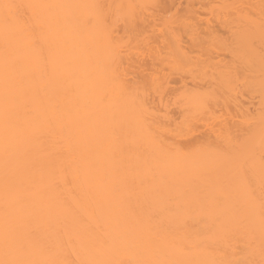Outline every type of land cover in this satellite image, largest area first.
<instances>
[{
	"label": "bare ground",
	"instance_id": "bare-ground-1",
	"mask_svg": "<svg viewBox=\"0 0 264 264\" xmlns=\"http://www.w3.org/2000/svg\"><path fill=\"white\" fill-rule=\"evenodd\" d=\"M106 1L0 0V261L264 264V0H221L231 7L239 1L243 7L237 17L225 16L221 23L227 38L216 37L213 30L205 35L215 36L216 42L205 40L211 47L217 43L213 51L222 48L221 53L224 49L230 53L227 63L210 58L213 63L209 56L206 61L205 57L191 61L186 51L197 43L196 38L187 37L192 41L185 50L182 36L168 33L170 24L169 30L164 27L168 37L161 33L165 39L159 40L167 49L162 55V49L157 52L156 48L155 62L175 64L178 70L183 65L193 67L199 79L206 76L204 80L214 82L217 91L232 93L233 98L238 79L236 85L241 83L256 98L254 111L240 109L244 113L239 112L240 136L236 131L217 130L214 142L191 148L170 144L173 140L162 139L160 132L158 136L162 122L156 116L162 112L156 111L160 114L155 116V110L143 104L145 94L140 98L121 85L126 80L123 69L122 77L113 73L121 65L115 58L122 48L115 50L113 43L118 39L109 37L107 29L112 32L119 21H113L115 7L109 11L113 16L107 17L105 5L117 4L134 21L137 6L144 8L159 0ZM4 4L32 7L24 8L18 21L6 22ZM223 7L224 13L229 12ZM104 15L106 24L109 19L112 25L84 22L88 16ZM187 18L192 19L189 14ZM139 19L136 25L126 20V25L135 26L133 30L124 26L126 30L144 28L146 20L140 24ZM184 20L174 21L181 27ZM25 23L34 25L35 31L25 30ZM191 28H181L182 33L196 29ZM102 34L105 39L100 38ZM195 46L201 50V45ZM155 86L153 92H161V86ZM198 95L189 98V107L184 108L208 115L213 97L208 104Z\"/></svg>",
	"mask_w": 264,
	"mask_h": 264
},
{
	"label": "rangeland",
	"instance_id": "rangeland-1",
	"mask_svg": "<svg viewBox=\"0 0 264 264\" xmlns=\"http://www.w3.org/2000/svg\"><path fill=\"white\" fill-rule=\"evenodd\" d=\"M107 1H109V0H107ZM107 1H106V3H107ZM188 1V2H187ZM197 1H199V2H202V3H197ZM203 1H205V2H203ZM213 0H210V1H206V0H194V2H196V3H194L193 2V0H192V2H190L189 0H174L173 2H171V3H169L170 1L169 0H159V3H150L151 4V6H149L148 4V7L147 8H145L147 5H145L144 6V8H142V7H136L134 10H136L137 8H138V10H137V12H135V13H133V15H137V17H134V21H133V18L131 17H129V19H128V15L127 14H125V12H127V11H125V9H124V11L123 10H121V12H122V14H120L121 12H120V10L118 9V8H116V6H118L117 4H116V6H115V4H106L105 5V11L102 9V11H104L106 14H107V17H109V16H111L112 14H111V12H109V11H111V9L112 8H114V12H116V13H114V16H113V18L114 17H116V18H114V22H117L116 20H118L119 22L118 23H116V25L115 26H117V27H115V26H113L114 27V30L115 31H117V32H115L114 30H112V32H111V30H110V27H108V29H107V32L109 33V37H111V38H116V40H117V42L116 41H114V39H113V41H114V48H115V50H118L119 49V47H121L120 49L122 50H120L121 52V54L119 55V53H118V57H116L115 58V56L117 55H115L114 56V58L117 60H119L120 59V56H125V57H128V58H125L124 56L123 57H121V60L123 61L124 59H126V60H124V62H123V64H122V61H118L117 60V62L118 63H120V64H118L117 62H116V64L114 63V65H116L115 66V68L117 69L118 68V65H120L119 66V68L117 69V70H115V68L114 67H112L111 69H112V71L113 70H115V71H118V70H120V74H118V72L116 73L115 71H113V73H115V74H117L118 76H121L122 77V75H121V70L123 69L124 70V72L122 73L123 74V76L125 77H123L124 79H126L125 81H124V79L122 80V78H118L119 80H120V83H123V81H124V84H121L122 86L123 85H125V86H128L129 88V90H130V88H131V92H136L137 94H139V96L138 97H140V98H142L143 97V95L145 94L146 95V97H145V95H144V97L142 98L143 100L144 99H146L147 101H145L144 100V102H143V104H144V106L147 108V110H152V111H154L155 113V116H156V113H158V112H162V113H164V112H166L167 113V115L169 116H167V115H163L162 113H161V115H159V116H162V117H159L158 115L156 116V117H158L157 118V121H160V122H162V124L160 123H158L157 121H155V122H157L160 126V129H159V131L158 130H156V133H157V135L159 134V132L161 133L160 135H161V138L162 139H164V140H168V141H170L171 139L173 140V142H171L170 144H172V145H176V147L178 146V147H182V148H184V147H187V148H191V147H196V146H200L199 144H201V146H203V145H205L206 143V141H210V142H214V132L216 131L217 132V130H223V132H224V130L227 132V131H229V133H233V131L235 132H239V136L241 135V133L240 132H242V129L240 130V128H242L243 127V125L240 127L238 124L242 121L241 119V116L240 115H242L241 113H243V109L245 108V111L248 109V111H250V112H252V111H254L253 110V108L256 106L255 104H256V98H253L252 96H250L249 94H248V92L246 91V89L245 88H243L244 86L242 85V87L240 86V84L241 83H237V85H236V83H235V81H238V79L236 80L235 79V81H234V87L232 88L233 89V92H234V90H235V93H234V98L231 96V94L232 93H230V92H228V93H230V95L228 94V95H223V93H220V92H222V91H217V89H215V85H214V82H212V81H210V82H208V78H207V80H204V79H206V76H205V78L202 80V79H199V74H196V73H199V72H197L195 69H193V67H192V69L190 68V67H185L184 65L182 66L183 67V69H181V70H178V68H174L173 66H175V64L172 66L173 67V69H171L172 67L171 66H166L165 64H161L159 61H154L153 59H155V60H157L156 59V57L154 56L153 57V55H155L156 54V52H155V50H157V52L158 51H160L161 49H162V51H160V52H163V53H161L162 55L166 52V49H167V47H165L162 43H163V41H161L162 40V38H163V34H161V33H164L165 34V36H167L166 35V33H165V30L166 29H168V25L167 24H170L169 25V27H172V28H170V32H168V33H175L176 35H179V37H181V39H182V41H183V45L185 44V46H184V49L185 50H189V46H191V44H189V42L188 41H192L194 38H196V40H198L199 41V39L200 40H203L202 42L201 41H194V42H197V43H194V44H196V46H198V45H201V47L199 46L198 48H200L201 50H199L198 51V49H194V44L192 45V47H190L191 49H190V51H186L187 53L189 52V53H191V54H189L188 56H189V58H190V60L191 61H197L198 60V58L200 57V61H204V57H205V61L207 60V56H209L208 58L210 59V58H213L214 59V61H217L218 62V60L219 61H226V63L230 60V57L231 56H229L228 54H230V53H226V51H225V49H224V52L223 53H221V50L223 51V49L221 48V50L219 51V50H214L213 51V49H214V46L217 44H215L214 45V42H211L212 43V45H214L213 47H211L210 45L211 44H209L210 43V41L214 38V40H215V36L214 37H212V39H210L211 38V36L210 37H207V36H205V35H207L208 34V31H209V33H210V31L212 32V30H213V32L212 33H214V35L215 34H217L216 35V37H218V35L219 36H221V38L222 39H225V38H223V37H226L225 35H227V33H224L225 31H224V29H225V27L223 26V25H221V23H223L224 21H225V16H236L237 14H236V12H238V10H242L243 9V7L242 6H240V5H242V3H240V5L238 4L239 3V1H238V3H237V5L236 4H234L235 3V1L236 0H231L232 2H234V3H232V7H231V5H226L225 4V1H224V3H222L223 2V0H222V2H221V0L220 1H218V0H214L213 2H212ZM218 1V2H217ZM230 1V2H231ZM110 2V1H109ZM219 2H221V3H219ZM226 2H228L229 3V1L227 0ZM161 3V4H160ZM174 3V4H173ZM190 3H192V4H190V6H189V4ZM160 4V5H159ZM221 4V5H220ZM234 4V5H233ZM217 6H218V8H217ZM223 6H225L226 8H227V10H229V12H226V13H224V10H226ZM189 7V8H188ZM223 7V8H222ZM237 7V9H235ZM142 8V10H140ZM187 8H188V10L190 11L191 10V12H188V10H187ZM116 9H117V11H116ZM144 9H149L148 11H147V13H144L145 12V10ZM195 9V10H194ZM220 9V10H219ZM230 9H232V10H230ZM192 10H194V11H192ZM218 10V11H217ZM112 11H113V9H112ZM140 11H143V13H144V15H142L143 13L142 12H140ZM140 12V14L142 15V17L144 16V19L146 20L145 22L147 23V24H144V25H146V26H144V28L143 27H141V26H143V25H138V26H136V30H134V31H132L133 29H135V26L133 25V24H138L139 22H138V20L137 19H139L138 17H139V15L140 14H138ZM197 12V13H196ZM240 12V11H239ZM242 12V11H241ZM118 13V14H117ZM186 13H187V15L189 14V16L190 17H192V19L190 20L189 18H187V15H186ZM190 13H192L191 15H190ZM196 13V14H195ZM227 13H229V15H227ZM108 14H109V16H108ZM111 14V15H110ZM120 14V15H119ZM123 14H125V15H123ZM216 14H217V16H216ZM239 14V13H238ZM123 16V19L121 18V17H119V16ZM141 15H140V17H141ZM184 15V16H183ZM106 15H104V17H105ZM196 16H197V19H196ZM215 16V17H214ZM238 16V15H237ZM236 16V17H237ZM106 17V18H107ZM117 17H119V18H121L122 20H123V24L122 23H120V20H119V18H117ZM126 17V18H125ZM193 17H194V19H193ZM218 19H217V18ZM187 18V19H186ZM125 19V20H124ZM131 19H132V21H131ZM141 19V20H140ZM139 20H140V24H142L141 23V21L143 22V20H142V18H140ZM178 19H180V20H184V22H183V25L181 24V27H180V25L178 26L177 24H175V23H177L176 21H180V20H178ZM189 19V20H188ZM216 19V20H215ZM233 19H235V18H233ZM128 20H130L132 23H130L131 25H129V23H128V25H126V23H127V21ZM174 20H176V21H174ZM188 20V25H187V23H185L186 21ZM218 20H219V23H218ZM108 21V23L106 24L107 26H108V24H111L112 25V22H109V19L107 20ZM124 21H126V22H124ZM136 21L138 22V23H136ZM113 22V23H114ZM191 22H194V24L196 25V26H194V24L193 23H191ZM185 23V24H184ZM190 23H191V25H193V26H190V27H192L191 29H193L194 27L196 28L195 30L193 29V31H196V33L195 32H193L192 30L190 31H188V32H184V33H182L184 30H186L187 29V26H188V28H190L189 27V25H190ZM165 25H167V27L165 26ZM185 25H187V26H185ZM106 26V27H107ZM128 28L129 26H130V28L131 27H134V28H131L130 30L134 33V34H132V32L129 30L128 31V29L126 30V28ZM179 27L178 29L179 30H177V27ZM141 29H140V28ZM166 29H165V28ZM138 28H139V30H138ZM181 28L183 29V31L181 30ZM198 28V29H197ZM209 28V29H208ZM113 29V28H112ZM117 29V30H116ZM164 29V30H163ZM171 29H172V31H171ZM206 29H208L207 31H206ZM169 30V29H168ZM175 30V31H174ZM135 31H137L136 33H135ZM174 31V32H173ZM204 31L206 32L205 34H204ZM177 32H180V34L179 33H177ZM190 32V33H189ZM192 32V33H191ZM227 32V31H226ZM167 33V34H168ZM187 33V34H186ZM212 33H210V34H212ZM113 34V35H112ZM188 34H190V35H188ZM197 34V35H196ZM169 35V34H168ZM196 35V36H195ZM199 35V36H198ZM204 35V37H205V39H202V38H204V37H202V36ZM165 36H164V38L163 39H165ZM202 38H201V37ZM209 36V35H208ZM228 36V35H227ZM161 37V38H160ZM168 37V36H167ZM190 38L191 37V39H192V37H193V39L191 40V39H189L188 40V38ZM200 37V38H199ZM206 37H207V40H208V42H206L207 40H206ZM157 38H158V40H157ZM159 38L161 39V40H159ZM199 38V39H198ZM227 38V37H226ZM152 39V40H151ZM180 39V40H181ZM219 39V38H218ZM149 40H151V41H149ZM206 40V41H205ZM210 40V41H209ZM142 41H146V42H142ZM154 43H153V42ZM156 41H158V42H156ZM224 41V40H223ZM222 41V42H223ZM120 42V43H119ZM162 42V43H161ZM201 42V43H200ZM204 42V43H203ZM206 42V43H205ZM215 42H216V40H215ZM145 43V44H144ZM156 43V44H155ZM199 43V44H198ZM207 43H208V45H207ZM119 44H121L120 46H119ZM152 44V45H151ZM162 44V45H161ZM198 44V45H197ZM150 45V46H149ZM188 45V46H187ZM139 46V47H138ZM157 46V47H156ZM161 46H164L165 47V49L163 48V47H161ZM196 46H195V48H196ZM203 46V47H202ZM210 46V47H209ZM217 46V45H216ZM137 47V48H136ZM147 47H150V48H147ZM157 48V49H156ZM193 48V49H192ZM202 48H203V50H202ZM213 48V49H212ZM220 48V47H219ZM131 49V50H130ZM160 49V50H159ZM217 49H218V47H217ZM150 50V51H149ZM154 50V51H153ZM227 50V49H226ZM165 51V52H164ZM218 51H219V53H218ZM117 52H119V51H115V53H117ZM129 52V53H128ZM137 52V53H136ZM159 52V53H160ZM214 52H216L217 54H215ZM136 55H135V54ZM154 53V54H153ZM159 53H157V55L159 56ZM209 53H211V54H209ZM126 54V55H125ZM129 54V55H128ZM132 56H131V55ZM134 54V55H133ZM199 54H200V56H199ZM206 54V56H204ZM207 54H209V55H207ZM165 55V54H164ZM194 56V57H193ZM196 56V57H195ZM198 56V57H197ZM134 57V58H133ZM135 58H137V59H135ZM129 59V60H128ZM195 59V60H194ZM232 59V58H231ZM114 60V59H113ZM128 60V61H127ZM132 60H134V61H132ZM233 60V59H232ZM231 60V61H232ZM112 61V60H111ZM110 61V62H111ZM137 61V62H136ZM153 61V62H152ZM210 61H211V59H210ZM214 61H211V62H213V63H215ZM234 61V60H233ZM232 61V62H233ZM113 62V61H112ZM111 62V63H112ZM115 62V61H114ZM134 64H133V63ZM157 62L159 63V64H157ZM230 62V61H229ZM152 63H153V66H154V64H155V66L156 67H152ZM221 63V62H220ZM225 62H224V64H226ZM150 64H151V66H150ZM160 64L161 65H163L164 67H160ZM233 64V63H232ZM111 65V64H110ZM123 65H124V68H123ZM136 65V66H135ZM172 65V64H171ZM228 65V64H227ZM112 66V65H111ZM125 66H127V67H125ZM181 66V65H180ZM231 66V65H230ZM160 67V68H159ZM176 67V66H175ZM114 68V69H113ZM156 68H157V70H156ZM195 68V67H194ZM239 67H237V69H238ZM129 69H130V72H129ZM133 69V70H132ZM176 69V70H175ZM187 69H190V70H192V71H188L189 73V75L188 74H185L186 72H185V70H187ZM236 69V70H237ZM122 70V71H123ZM210 70V69H209ZM235 70V71H236ZM242 70V69H241ZM240 69L238 70L239 72L241 71ZM156 71H157V73H156ZM196 71V72H195ZM129 72V73H128ZM193 73V76L192 75H190V74H192ZM238 72V74H240L241 72H243V71H241L240 73ZM236 73V75H237V72H235ZM114 74V75H115ZM131 74V75H130ZM195 74H196V76H195ZM117 75H115V76H117ZM208 75V74H207ZM241 75V77H243V73H241L240 74ZM239 75V76H240ZM156 76V77H155ZM157 76H158V78H157ZM239 76L237 75V78H239ZM156 79H155V78ZM161 77V78H160ZM234 77H236V76H234ZM152 79L154 80L155 79V82L154 81H152ZM118 80V81H119ZM160 83V81H161V83H160V85L157 83V81ZM239 80H240V78H239ZM241 80H242V78H241ZM164 83H163V82ZM125 82H127V83H125ZM152 82H154V84L156 85H153L152 84ZM211 83H213V84H211ZM214 85V86H213ZM154 86L156 87L155 89H158L160 86H161V89H159V90H161V92L159 91L158 93H154V92H156V91H154L153 92V90L154 89H152V88H154ZM237 86V87H236ZM140 88V89H138V88ZM236 87V88H235ZM127 88V87H126ZM235 88V89H234ZM245 89V91H243V89ZM214 89L216 90V91H214ZM219 89V88H218ZM135 90V91H134ZM138 90V91H137ZM141 91V92H140ZM143 91V92H142ZM162 92H164V93H162ZM197 92H199V95L197 96V98H205V101H207L208 102V104L210 103V95H212V100H211V103H210V105H207V106H209V108H212V112L209 110V108L207 109L209 112H208V115H206V113L207 112H204L205 113V115L204 114H202L203 115V117H202V115H199V114H194V113H192V112H190L189 110H188V108H186V110L188 111V113H190L189 115H191V116H187V113H186V110H185V106L187 105L188 107H189V105H188V99L189 98H193V96L197 93ZM225 92V91H224ZM246 92V93H245ZM162 93V95H161V97L159 96L160 94ZM227 93V92H226ZM141 95H142V97H141ZM159 96V97H158ZM215 97V98H214ZM160 98V99H159ZM186 99H187V101H186ZM215 100V101H214ZM218 102H217V101ZM221 100H223V102L221 101ZM226 100V101H225ZM228 100V101H227ZM204 101V102H205ZM212 101H213V106H214V108L211 106L212 105ZM221 101V102H220ZM225 101V102H224ZM215 102H216V104H215ZM227 102V103H226ZM220 103V105H218ZM225 103V104H224ZM148 104V105H147ZM216 105V108H215V105ZM224 105V107H222ZM225 105H226V107H227V111H226V107H225ZM158 106V107H157ZM162 106H166V109L165 108H162ZM186 106V107H187ZM217 106H220L219 108L217 107ZM152 107V108H151ZM230 107V108H229ZM232 107V108H231ZM236 107V108H235ZM158 108H159V110H158ZM225 108V109H224ZM239 108V109H238ZM247 108V109H246ZM214 109H216V110H214ZM232 111H231V110ZM240 109H242V110H240ZM150 110V111H151ZM230 110V111H229ZM240 110V111H239ZM156 111H158V112H156ZM228 111H229V114H228ZM242 111V112H241ZM244 111V112H245ZM248 111H246V112H248ZM239 112H241V113H239ZM160 113H158V114H160ZM166 113H164V114H166ZM215 113V115L213 116L212 115V117H208V116H211V114H214ZM244 114V113H243ZM231 115V116H230ZM167 116V117H166ZM204 118V120H208V121H203V119L201 118ZM188 117H191L192 119H188ZM214 117V118H213ZM216 117V118H215ZM162 120H161V119ZM166 118H167V120H166ZM207 118V119H206ZM212 118V119H211ZM159 119V120H158ZM166 121H165V120ZM168 119H170V120H168ZM189 120H191V121H189ZM201 120H202V122H201ZM240 120V121H239ZM167 121H168V123H167ZM194 123H193V122ZM195 121H197V123L195 122ZM165 122V123H164ZM205 122V123H204ZM228 122V123H227ZM148 123V122H147ZM156 123V124H157ZM204 123V124H203ZM242 123V122H241ZM192 124H195V125H191ZM167 125V126H166ZM169 125V126H168ZM223 125H231V126H227L228 128L230 127V128H232V129H228L226 126H225V128L226 129H224V126ZM164 126V128H166V129H168V131L169 132H167V130H164V128L162 129V127ZM186 126V128H184ZM188 126V127H187ZM189 126H191V127H189ZM169 127V128H168ZM193 127V128H192ZM240 127V128H239ZM171 128V129H170ZM222 128V129H221ZM234 128H237L236 130H234ZM189 129V130H188ZM228 129V130H227ZM161 130H164V132H162ZM238 130V131H237ZM166 131V132H165ZM182 134H181V133ZM164 133H167V134H164ZM179 133V134H178ZM185 133H187V135H185ZM217 134V133H216ZM166 137H165V136ZM179 135V136H178ZM235 135V134H234ZM159 136V135H158ZM173 136V137H172ZM238 136V135H237ZM165 137V138H164ZM169 138V139H168ZM171 138V139H170ZM167 141V142H168ZM175 142V143H174ZM207 145V144H206ZM184 146V147H183Z\"/></svg>",
	"mask_w": 264,
	"mask_h": 264
},
{
	"label": "snow or ice",
	"instance_id": "snow-or-ice-1",
	"mask_svg": "<svg viewBox=\"0 0 264 264\" xmlns=\"http://www.w3.org/2000/svg\"><path fill=\"white\" fill-rule=\"evenodd\" d=\"M2 7L6 9L5 20L7 22L9 19L18 21L20 19L22 10L26 7H32V6L31 5L4 4L2 5ZM93 7H102V6L95 5ZM106 19H107L106 17L88 16L85 18L84 22L88 24H106ZM24 28L27 31H33V32L35 31V26L32 25L31 23H25ZM100 38L105 39L106 38L105 34H102ZM0 264H13V262L0 261Z\"/></svg>",
	"mask_w": 264,
	"mask_h": 264
}]
</instances>
